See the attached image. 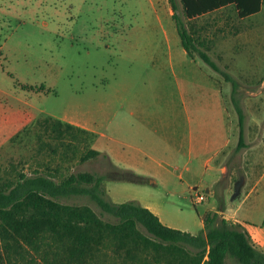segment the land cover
<instances>
[{
  "label": "rangeland",
  "instance_id": "rangeland-1",
  "mask_svg": "<svg viewBox=\"0 0 264 264\" xmlns=\"http://www.w3.org/2000/svg\"><path fill=\"white\" fill-rule=\"evenodd\" d=\"M136 1L0 0V188L10 186L20 173L49 174L59 181L71 172H96L104 176L107 200L149 204L169 226L198 233L201 216L211 204L236 205L241 200L240 194L231 197L236 182L241 188L244 178L240 167L231 180L223 173L202 172L196 159L182 178L180 169L169 174L161 167V159L172 165L173 159H186L174 154L177 146H187V139H181L189 125L186 114L192 125L206 120L209 112L218 110V99L200 82L191 62L179 61L176 49L182 45L170 14L157 4ZM166 5L170 8L168 0ZM177 13L181 16L180 10ZM214 17L199 22L211 28L196 30L194 37L238 81L232 95L231 84H226L230 92L224 99V119L232 144L239 134L233 97L242 108V130L253 142L245 157L254 164L243 186L244 192L255 183L251 200L257 191L262 193L264 184V175L256 180L264 171V37L245 50L239 41L217 31L224 23L216 21L218 14ZM195 25L191 22L192 28ZM168 45L173 55L167 54ZM199 64L203 71L213 72L200 59ZM65 122L81 128L85 124L100 135ZM257 136L260 146L254 142ZM93 146L100 154L82 160ZM240 149L231 152L229 170ZM123 172L145 180L117 177ZM202 179L207 186L215 181L212 193L205 191ZM197 194L204 200L196 202ZM61 201L88 204L100 215L88 197ZM260 212L261 207L256 217ZM139 229L145 233L142 226ZM108 253L111 264H120L119 255ZM145 254L139 250L134 261L123 264H167L162 256L156 260ZM225 263L239 264L230 256Z\"/></svg>",
  "mask_w": 264,
  "mask_h": 264
},
{
  "label": "trees",
  "instance_id": "trees-1",
  "mask_svg": "<svg viewBox=\"0 0 264 264\" xmlns=\"http://www.w3.org/2000/svg\"><path fill=\"white\" fill-rule=\"evenodd\" d=\"M248 0H214L191 4L182 0L188 17L211 11L226 2H233L239 16L259 10ZM181 45L190 57L203 62L231 84V95L238 81L219 66L199 46L177 13L174 0H168ZM252 2V0H251ZM237 113L239 137L236 148L244 146L243 112L232 97ZM64 123V121H60ZM68 127H78L65 122ZM90 132V131H89ZM89 148L81 159L99 155ZM117 177L144 181V177L123 172ZM104 176L90 171L71 172L59 181L44 173H20L9 186L0 188V264H111V250L121 257L120 264L134 261L137 251H145L167 264H226L230 256L239 264H264V251L255 247L245 232L215 211L202 216L203 227L198 233L170 227L157 214L135 201L111 202L102 187ZM85 196L100 209V215L88 204L63 202V199ZM107 214L110 219H104ZM142 226L145 233L139 229ZM28 260H26V256ZM37 257V259L35 258ZM21 262V263H19Z\"/></svg>",
  "mask_w": 264,
  "mask_h": 264
},
{
  "label": "crops",
  "instance_id": "crops-1",
  "mask_svg": "<svg viewBox=\"0 0 264 264\" xmlns=\"http://www.w3.org/2000/svg\"><path fill=\"white\" fill-rule=\"evenodd\" d=\"M143 1L148 3L149 5L157 4L158 6L161 7V11H163L164 13L168 12V15L170 14V16L172 14L171 8L167 7L166 5V0H143ZM174 1L178 6L177 12L180 10V15H181L180 18L184 21L187 30L193 36L198 34L196 30L200 32L211 28V27L208 28L206 26H202L199 24V22L201 23L207 22L208 19H213L215 18L214 17L215 14H218L220 18H218L216 21L218 22L223 21L224 24L223 27L218 28L217 31L220 32L222 35H225L229 38H233L230 41H236V40L239 41L243 49L245 50L249 49L251 47V44H259L261 41H258V38L264 37V23L261 22V15L264 9V0H258V4H259L258 11L253 12L246 16H239L238 10L235 7L234 3L226 2L224 5L216 9H213L211 11H206L204 13H200L191 17L185 15L182 0H174ZM213 1L214 0H188V2L191 4L204 3V2L211 3ZM247 3L255 4L256 2L255 0H252V2L251 0H248ZM233 21H235L236 24ZM191 22L195 23L197 26L195 25L196 27L194 26L192 28ZM189 26L191 27L192 31L190 30ZM212 35H214V32H212ZM164 36H166L167 38L166 42L170 43L171 38H169V35H167V31L165 30H164ZM171 50L172 47L168 45L167 54H172L173 50L172 51ZM176 52L181 57V60L179 61H183V63L191 62L192 65H194V68L199 71L200 82L203 83L206 88H209L212 94L214 95V97L218 99L217 100L218 110L215 111L213 109L212 112H209L210 118H207L206 120L203 119L198 121L194 120L195 123L194 125L191 124L192 117H190L189 114H186L189 125L187 126L186 134L183 135L181 139L183 137L184 140L187 139L186 140L187 146L186 148L183 147L180 148V146H177L174 152L175 155L181 154L183 158L186 156V159L181 163H178L176 162L175 159H173L175 162L174 165H172V163H170L165 159H161V167L164 169L165 172L169 174H173L174 173L173 170L180 169L178 176L179 178H182L184 172H189L191 170L190 164L193 161V159H196L197 169H201L202 172L205 173L206 172L223 173L224 175L226 174L228 176V179L230 180L235 174V170H237L240 167L244 178V182L240 188V193H239L240 195H243L241 200L236 205L233 204V201L232 203L222 204L220 206L211 204L206 212L209 211L218 212L220 217L225 218L227 221L233 223L239 229L245 232L249 241L255 247L264 251V184L262 187L263 190L262 193L260 194L259 191H257L256 194L253 196V199L251 200H250V194L253 192V187L255 186V183L253 186L249 187V189H246L243 192V186L246 183L247 176L251 172L254 164V161H251L250 159H246L245 157L246 150L251 147L250 144H253L252 141L247 139L249 133L242 132L244 146L241 147L239 151L240 154L238 155V159L236 160V163L232 164V167L229 170L230 155L233 149H235V147L237 146L238 137H239V134L238 137L235 136L236 135L235 132L234 136L235 139L237 137V141L234 142L235 141L234 140L233 143L231 144V139H230L231 128L230 125L228 124V120L226 122L224 119L225 113L226 115L228 114L227 110L226 112L224 111L225 109H223L224 108L223 104L226 98H228V93L230 92L229 86L226 85L229 82L225 81L219 75V73L214 71L211 67L210 68L213 70V72L203 71L199 64V58H197L196 56L191 58L187 54L183 46L182 49H176ZM234 52L236 51L233 50L232 53ZM220 66H226V64ZM220 106L221 109L219 108ZM83 126L84 129L93 131L97 137L98 135H100V132H98L94 128H91L90 126H87L85 124ZM261 141H262L261 137L257 136V139H255L254 141L256 142L255 145L260 146ZM93 148L95 147L93 146ZM202 152L203 154H206L208 156L205 158H201ZM262 175H264V171L256 180L259 181ZM202 182L204 185H206L205 191L212 193L213 192L212 185L213 183L215 184V181H213V183L212 182L209 183V186H207L208 181L202 179ZM196 188H197L196 186H193V189ZM143 206H146L150 210H152L155 214H157V216L159 217L162 223L169 226L167 223L162 221L155 207L149 204ZM260 207H261V212L259 216L256 217V212L258 211V209H260ZM202 216H201V226L203 227ZM178 229L187 231L184 228H178Z\"/></svg>",
  "mask_w": 264,
  "mask_h": 264
},
{
  "label": "water",
  "instance_id": "water-1",
  "mask_svg": "<svg viewBox=\"0 0 264 264\" xmlns=\"http://www.w3.org/2000/svg\"><path fill=\"white\" fill-rule=\"evenodd\" d=\"M240 185H241L240 182H236L235 188H234V193L232 194L231 199H234V198H236L239 195V193H240Z\"/></svg>",
  "mask_w": 264,
  "mask_h": 264
},
{
  "label": "built area",
  "instance_id": "built-area-1",
  "mask_svg": "<svg viewBox=\"0 0 264 264\" xmlns=\"http://www.w3.org/2000/svg\"><path fill=\"white\" fill-rule=\"evenodd\" d=\"M203 200H204V195L203 194H197L196 195V198H195L196 202H201Z\"/></svg>",
  "mask_w": 264,
  "mask_h": 264
}]
</instances>
